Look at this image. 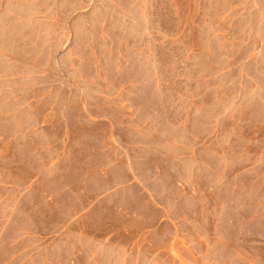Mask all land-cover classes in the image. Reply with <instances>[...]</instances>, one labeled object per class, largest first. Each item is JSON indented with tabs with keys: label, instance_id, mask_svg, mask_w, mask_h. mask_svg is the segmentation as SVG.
Segmentation results:
<instances>
[{
	"label": "rangeland",
	"instance_id": "rangeland-1",
	"mask_svg": "<svg viewBox=\"0 0 264 264\" xmlns=\"http://www.w3.org/2000/svg\"><path fill=\"white\" fill-rule=\"evenodd\" d=\"M172 155L199 235L149 262L264 264V0H0V264L122 237L100 188L152 161L167 188ZM85 173L70 219L50 194Z\"/></svg>",
	"mask_w": 264,
	"mask_h": 264
},
{
	"label": "crops",
	"instance_id": "crops-1",
	"mask_svg": "<svg viewBox=\"0 0 264 264\" xmlns=\"http://www.w3.org/2000/svg\"><path fill=\"white\" fill-rule=\"evenodd\" d=\"M169 162L174 173L167 188L163 185L164 175L153 161L149 171L128 172L125 182L118 187L108 184L100 188V194L106 190L115 202L110 208L123 217L114 224L122 237L105 240L97 234L71 236L53 244L49 259L55 264H151L149 261L156 253L183 252L184 242L194 245L199 229L185 239L180 219L183 212L193 218L200 207L197 204L185 209V197L176 182L178 174L184 171L183 162L174 155ZM87 181L85 173L77 182L64 181L60 189L50 194L64 198L63 209L70 219L87 210L84 205V197L88 195ZM97 194L95 191L94 195ZM92 206L97 208V204Z\"/></svg>",
	"mask_w": 264,
	"mask_h": 264
}]
</instances>
